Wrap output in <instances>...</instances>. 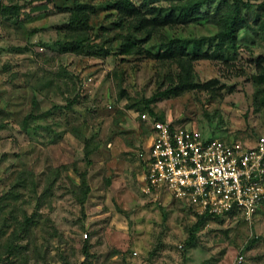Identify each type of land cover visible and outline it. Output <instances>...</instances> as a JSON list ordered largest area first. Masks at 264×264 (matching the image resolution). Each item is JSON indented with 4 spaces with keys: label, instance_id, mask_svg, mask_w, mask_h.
Masks as SVG:
<instances>
[{
    "label": "rangeland",
    "instance_id": "374dc122",
    "mask_svg": "<svg viewBox=\"0 0 264 264\" xmlns=\"http://www.w3.org/2000/svg\"><path fill=\"white\" fill-rule=\"evenodd\" d=\"M219 2L146 45L158 52L180 38L198 55L199 87L166 96L175 62L121 56L120 40L104 38L109 57L64 52L70 14L55 0H0L23 8L20 25L0 14L2 264H264V204L252 220L212 218L193 233L186 202L143 189L141 152L160 116L206 137L264 135V90L253 80L264 44L242 30L230 48L219 37Z\"/></svg>",
    "mask_w": 264,
    "mask_h": 264
},
{
    "label": "trees",
    "instance_id": "16d2710c",
    "mask_svg": "<svg viewBox=\"0 0 264 264\" xmlns=\"http://www.w3.org/2000/svg\"><path fill=\"white\" fill-rule=\"evenodd\" d=\"M213 1L141 0L137 3L135 0H55V6L60 12L70 14L66 26L68 39L63 51L80 54L89 48H96L94 54L106 58L112 54L113 49L104 48L97 41L104 38L114 44L120 40L116 53L121 56L148 55L178 64L181 67L180 72L176 77L172 74L169 76L170 84L161 95H181L199 87L194 81L193 65V58L198 55L191 57L180 38L167 40L166 46L158 52L150 51L146 45L166 28H174L179 24L188 25L198 19L200 14L211 13ZM22 9L18 3L8 5L0 3V14L5 18L16 17L17 25L22 23L20 19ZM103 12L107 13V17H112V20L108 26L102 25L100 29L103 31L97 33L95 21L99 20ZM214 15L219 17V37L228 42L230 48L234 50L239 48L238 39L242 30L253 33L255 40L264 44V0H220L214 6ZM254 62L257 73L253 75V80L264 90V53L255 58ZM217 83L216 79L210 81V85ZM151 101L146 100L147 103ZM156 119L166 120L163 116ZM195 214L197 222L192 229L193 233L213 218L206 214ZM27 220L31 222V219ZM8 246L14 247V244Z\"/></svg>",
    "mask_w": 264,
    "mask_h": 264
},
{
    "label": "built area",
    "instance_id": "2783aa9c",
    "mask_svg": "<svg viewBox=\"0 0 264 264\" xmlns=\"http://www.w3.org/2000/svg\"><path fill=\"white\" fill-rule=\"evenodd\" d=\"M150 140L141 152L147 193L169 195L220 219L252 220L264 204V135L228 141L154 119Z\"/></svg>",
    "mask_w": 264,
    "mask_h": 264
}]
</instances>
